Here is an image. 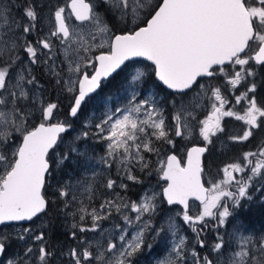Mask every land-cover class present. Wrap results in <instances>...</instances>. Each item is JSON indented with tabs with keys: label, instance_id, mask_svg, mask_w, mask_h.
Segmentation results:
<instances>
[{
	"label": "snow or ice",
	"instance_id": "6c2138e0",
	"mask_svg": "<svg viewBox=\"0 0 264 264\" xmlns=\"http://www.w3.org/2000/svg\"><path fill=\"white\" fill-rule=\"evenodd\" d=\"M13 9H18L19 18ZM57 49L63 53L59 64ZM133 57L152 62L160 82L156 87L173 90V98L138 99L146 73L134 69L116 85L118 92L128 94L127 103L107 109L110 101L101 95L103 87L110 85V77L115 80L124 72L125 62ZM41 64L53 78V89L69 95L71 117H78L93 100L106 109L91 125L96 130L92 135L106 142L98 163L106 170L115 167L117 178L106 177L103 186L113 190L112 198L98 207L91 203L95 195L91 183L54 175L63 170L61 166L69 167L70 154H76L77 167L89 163L88 152H80L78 142L86 141L90 132H80L68 145V153L57 154L58 144L64 142L61 134L73 130V125L51 122L59 104L37 94L43 86L33 75V66ZM257 67H264V0H45L44 4L0 0V225L41 219L51 210L73 218L69 235L77 242L65 252L51 241L49 226L24 228L18 235L26 242L23 254H13L6 264H62L64 257L69 264H139L143 250L152 249L149 240L163 241L169 233L171 252L158 264H264V235L246 234L244 222L249 216L242 212L253 202L254 193L260 194L255 199L264 208V140L255 151L219 168V179L206 176L204 161L213 139L225 132V118L246 125L242 135L228 137L234 142L248 141L264 129ZM205 78H221L224 84L200 83ZM240 87L244 91L234 95L235 104L227 107L231 102L222 88L234 93ZM241 102L242 115L232 110ZM163 103L172 105L170 122ZM37 111L40 122L33 124ZM194 134L203 146L187 149L183 162L175 151L158 159L164 182L159 193L146 191L139 201H129L116 191L128 189L124 180L143 183L133 170L150 168L146 154L159 157L158 143L174 150L176 137L190 139ZM49 179L56 182L54 198L46 195ZM81 188L88 193L86 200L77 195ZM192 198L201 204L194 215L189 211ZM163 201L182 206L176 215L195 233L190 251L173 216L165 214L159 226L154 224ZM113 213L120 214L123 225L103 229L102 222ZM209 221L214 232L210 247L205 236ZM98 232L100 239L95 237ZM87 233L94 235L89 238ZM9 239L0 233L2 257H7ZM197 247L208 248V254L202 255Z\"/></svg>",
	"mask_w": 264,
	"mask_h": 264
},
{
	"label": "rangeland",
	"instance_id": "374dc122",
	"mask_svg": "<svg viewBox=\"0 0 264 264\" xmlns=\"http://www.w3.org/2000/svg\"><path fill=\"white\" fill-rule=\"evenodd\" d=\"M91 2V0H89ZM17 4L20 3V0H15ZM40 4H44L45 0H38ZM63 2V0H61ZM13 14L19 18V11L18 9H13ZM45 15H47V11H45ZM75 23H79L78 21H74ZM46 31V27L44 29ZM115 31V30H114ZM43 33H41L42 35ZM29 39H32V37H29ZM107 48V45H105ZM57 52L59 54L60 59L57 60V64L60 63V60L63 59V53L59 49H57ZM134 69H140L146 73V77L144 78V82L140 85L139 91L140 95L138 99H144L149 97L150 95H155L159 100L161 101H170L173 97L171 95V92L168 91L165 92L161 90L160 88H157L156 85L159 84L157 80H153V65L143 59H140L139 61H136L135 63H131L128 65V67L125 69L124 72H121L119 76H117L116 80L117 84L120 80L123 79L124 75L129 72L133 71ZM258 76L256 77V83L258 85L257 92H258V99L259 96H264V68H258L256 69ZM33 75L36 76V79L39 81L40 85L43 86V90H37V94L41 97H43L46 101H53L57 102L59 104V110L58 112H54L53 121H65L67 123H71L73 125V130H70L69 132L65 133V135H62L63 143H59L56 152L57 154L64 152L68 153V145L71 143L73 138L77 135H79L82 131H89L90 135L87 138L86 141L78 142V147L80 152L87 151L89 154V163L84 167H77L76 166V154H70L72 156V159L67 162L69 164V167L61 169H57V172L54 173V175H57L58 177L68 180L72 179L73 183L76 181L82 182V184L87 185L91 183L93 185V189L95 192V195L92 197V205L93 206H99L100 203L103 202L105 198H112V191L106 189L103 185L105 183L106 177H111L112 179H116V169L113 167L110 170H106L103 166V164L98 163L99 158L103 156L106 152V142L99 139L98 135H92V133H95V128L91 125L98 123L100 118L104 115V112L106 109H101L99 101L93 100L90 101L87 108H84L82 113L78 114V117H71L69 115V105H70V97L67 93H60L57 90H54L52 87L53 78L48 75V73L45 71V67L43 64L33 66ZM111 86V84H110ZM109 86V87H110ZM129 90V94H130ZM244 88L240 87L238 91H235L234 93L229 89L227 91V99L231 102L230 105L227 107H231L235 104L234 95H239L240 92H243ZM230 92V95H229ZM101 95H107L109 98L110 103L107 105V109H111L115 106H123L125 103H127V96L128 94L124 93L123 91H117V87L112 91H107V89H104L103 92H101ZM190 95H193L190 93ZM59 96V99L57 97ZM162 106L165 109V116L169 118V122L171 120V113H172V105L171 103H163ZM243 108H244V102H241L240 105H235V107L232 109L233 111H236L238 114H243ZM207 113H202L198 118L203 119L204 115ZM40 113L37 111L35 113V116L33 117L32 123L38 124L40 122L37 117H39ZM71 117V118H70ZM225 132L222 134H218L217 137L213 139V150L211 151L213 158V168H211L212 171L209 172L208 175H210L214 179H219L220 177L217 176V170L221 167H223L226 163L234 162L236 159L241 158L242 154L248 151H254L253 148L248 147V141L243 142H234L228 139L229 136L233 135H242L243 131L246 128V125L243 121L236 120L234 117H228L225 118L223 122ZM255 131L256 134H259L258 141L264 140V129L261 131ZM253 135V136H254ZM200 138L198 135H193L190 139H182L180 137H176V149L172 150L167 145L157 144L158 147L161 149V155L157 157L158 159L162 160L164 159L165 153H170L171 151H175L182 160L185 158V152L188 149V146L192 139ZM252 138V137H251ZM216 147V149H214ZM249 148V149H248ZM150 154L147 153L146 156L150 161V169L152 170H145L144 172H140L139 170H133V174L138 175L141 177L143 183L136 184L132 181L124 180L125 183L129 185L127 190H120L116 189V191L120 192L121 196H125L127 200L129 201H139L140 197L143 195L144 192L148 191H155L159 193L161 191V187L164 186V182L161 179L160 173L158 171V163L156 162V159L152 160L150 159ZM155 154V153H153ZM51 155V153H50ZM151 161L154 163L153 166L151 164ZM242 162V160H241ZM95 171L97 175L95 177L92 176V172ZM150 172V174H149ZM141 173L146 175V177H143ZM140 174V175H139ZM128 182H131L134 185L129 184ZM46 195L49 198L52 197V193L56 189V182L54 180L49 179L46 182ZM141 187V188H140ZM80 199H87L88 193L84 192L83 188L80 189V191L77 193ZM163 200V198H160ZM62 207V205H61ZM182 207L178 205L169 206L167 205L166 201H163L160 204L159 214L156 215L154 219V224L159 226L164 217L165 214L173 216L175 218L176 224L179 228V235L186 236L188 238V249L191 250V247L195 245V233L192 232L191 228L183 222L181 216H177L176 213L180 211ZM201 208V204L193 201L190 214H196L199 212ZM55 211H49L48 216L42 217L41 219H35L34 221H29L26 223L23 222H15L10 223L6 225L0 226V233H5L9 236V243L10 247L8 248L7 257H3L1 264H6V259H11L13 257V254L19 253L23 254V249L25 248L26 242L24 240H19L18 235L22 232L24 228L31 227L33 229H38L41 224L47 225L51 229V241L57 246L58 249H61L62 251H68L69 248L76 246V241H74L71 236L69 235L70 231H72L71 225L74 222L73 218L71 216L65 217L64 215H57L53 214ZM131 215H135L134 213H131ZM123 220L120 217V214L113 213L112 217L108 220H105L102 222V228L107 229L109 231L112 230L114 224H120L123 225ZM209 223V230L205 232V236L207 237V240L209 242V247L211 241L214 240V232L211 230V221ZM244 229L246 230V234L250 233L255 236H261L264 235V230H261L260 226L259 228L253 227L248 222H244ZM64 232V236L62 237L60 234L54 236L53 231ZM228 232H231L233 229L228 228L226 229ZM118 231V230H117ZM131 233V229L129 230ZM89 238L93 237V233H87L86 234ZM163 236V234H162ZM96 239H100L99 232L95 234ZM150 243H152V249L145 248L143 252L137 257V260L139 261V264H158V261L165 259L168 254L171 252V246L173 243V237L169 233L167 237L162 241L160 237H157L154 241L149 240ZM28 243H31V241H28ZM235 247V244L233 245ZM197 250L201 252L202 255L208 254V248L200 249L197 247ZM231 251V249L229 250ZM214 255V254H213ZM191 260V256L189 255V261ZM59 264V262H58ZM62 264H69V258L64 257L62 258Z\"/></svg>",
	"mask_w": 264,
	"mask_h": 264
},
{
	"label": "flooded vegetation",
	"instance_id": "af4514ba",
	"mask_svg": "<svg viewBox=\"0 0 264 264\" xmlns=\"http://www.w3.org/2000/svg\"><path fill=\"white\" fill-rule=\"evenodd\" d=\"M105 50H106V47H105ZM97 54H98V52H97ZM140 59L139 58H135V59H132V60H130V61H128L127 63H125L127 66L129 65V64H131V63H135L136 61H139ZM258 68H264V67H258ZM116 74H114V76H115ZM116 78H117V76H116ZM109 81H111V86H116L117 85V81L118 80H112V78L110 77L109 78ZM200 83H211V84H213L214 86L215 85H223L224 84V81H223V79H221V78H215V79H209V78H205V79H202V80H200ZM109 86L110 85H108V86H104L103 87V90L104 89H108L109 88ZM229 91V90H228ZM103 92V91H102ZM222 92H224V95L226 96L227 95V91H224V89L222 88ZM229 95H230V92H229ZM263 130V129H262ZM261 130V131H262ZM259 131V130H258ZM257 133V132H256ZM255 133V135L252 137V138H250L249 139V142H248V147L249 148H253L254 149V151L257 149V147H259V146H261V141H258V136H259V134H256ZM195 144H197V145H203V143H202V140H201V138H193L192 140H191V142H190V144H189V146L188 147H190V146H192V145H195ZM248 148V149H249ZM214 149H216V147H214ZM213 150V145L211 144V145H209V151L207 152V153H205V156H204V161H205V173H206V176H208V174H209V172L210 171H212L211 170V168L212 169H214L213 168V161H212V158H213V155H212V153H211V151ZM184 160H182V162H183ZM135 170H138V169H135ZM140 175V174H139ZM141 175L142 176H144V174L143 173H141ZM129 184H131V185H134V184H132L131 182H128ZM206 186H208L207 184H206ZM3 258V257H2ZM2 258L0 259V264H1V261H2Z\"/></svg>",
	"mask_w": 264,
	"mask_h": 264
},
{
	"label": "trees",
	"instance_id": "16d2710c",
	"mask_svg": "<svg viewBox=\"0 0 264 264\" xmlns=\"http://www.w3.org/2000/svg\"><path fill=\"white\" fill-rule=\"evenodd\" d=\"M152 78H153V80H156L154 74L152 75ZM115 88H116V86H110V87L107 89V91H108V92H109V91H112V90H114ZM160 89L163 90V91H165V92L170 91V90H168L167 88H165V87L162 86V85H161ZM171 93H172V92H171ZM70 118H71V117H70ZM63 135H65V134H63ZM162 145H163V144H161V146H162ZM150 156H151L150 159H152V160L156 159V162H157V155H156V154L151 153ZM151 164H152L153 166H156V165H154V163H153L152 161H151ZM148 170H152V169L149 168ZM143 177H146V175L143 176ZM140 188H141V187H140ZM259 195H260L259 193H254V194H253V197H254L253 202L250 203V204H246V205L242 208V212H244L245 214H247V215L249 216V220L246 221V222H248L249 224H251L253 227H257V228H259V226H260L261 230H264V208H261V207H260L261 201L255 199V197H258ZM53 214H55V212H53ZM53 232L55 233L54 236L59 235V234H60L62 237L64 236V232H63V231L59 232V230H58V231L55 230V231H53Z\"/></svg>",
	"mask_w": 264,
	"mask_h": 264
},
{
	"label": "water",
	"instance_id": "95a60500",
	"mask_svg": "<svg viewBox=\"0 0 264 264\" xmlns=\"http://www.w3.org/2000/svg\"><path fill=\"white\" fill-rule=\"evenodd\" d=\"M87 2H90L89 0H87ZM135 58H139V59H143V60H145V61H147V62H149V63H151L152 64V62L151 61H148L145 57H133V58H131V60L132 59H135ZM128 61H126L125 63H127ZM123 67V66H122ZM114 75V74H113ZM156 78V80L158 81V78L157 77H155ZM159 82V81H158ZM160 83V82H159ZM165 88H166V86H164ZM168 90H170V89H168ZM170 91H173V90H170ZM51 122H53V123H55V122H57V121H51ZM64 133H62L61 135H63ZM195 145H197V144H195ZM192 146H194V145H192ZM192 146H190V147H188V149L189 148H191ZM199 146H203V145H199ZM169 154H171V152L169 153ZM177 154V153H176ZM178 155V154H177ZM179 156V155H178ZM180 157V156H179ZM181 158V157H180ZM185 159V158H184ZM182 160V159H181ZM206 186V185H205ZM193 201H196V202H198V203H200L199 201H197V200H195V198H192V199H190V201H189V210L191 209V206H192V203H193ZM178 206H180V205H178ZM182 207V206H181ZM20 222H23V223H26V222H29V221H20ZM10 223H15V222H10ZM9 223V224H10ZM0 226H2V225H0ZM2 258V256H0V259Z\"/></svg>",
	"mask_w": 264,
	"mask_h": 264
}]
</instances>
